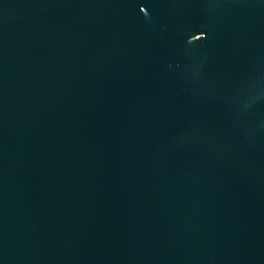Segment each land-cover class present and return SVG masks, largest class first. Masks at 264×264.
Listing matches in <instances>:
<instances>
[{
	"label": "water",
	"instance_id": "obj_1",
	"mask_svg": "<svg viewBox=\"0 0 264 264\" xmlns=\"http://www.w3.org/2000/svg\"><path fill=\"white\" fill-rule=\"evenodd\" d=\"M0 264H264V0H0Z\"/></svg>",
	"mask_w": 264,
	"mask_h": 264
}]
</instances>
